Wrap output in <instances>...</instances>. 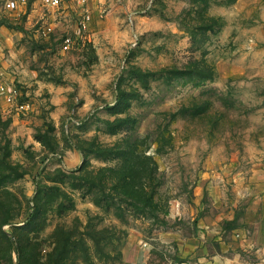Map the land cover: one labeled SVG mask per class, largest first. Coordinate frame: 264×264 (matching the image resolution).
<instances>
[{
  "label": "rangeland",
  "instance_id": "rangeland-1",
  "mask_svg": "<svg viewBox=\"0 0 264 264\" xmlns=\"http://www.w3.org/2000/svg\"><path fill=\"white\" fill-rule=\"evenodd\" d=\"M4 1L0 264H264V0Z\"/></svg>",
  "mask_w": 264,
  "mask_h": 264
},
{
  "label": "built area",
  "instance_id": "built-area-1",
  "mask_svg": "<svg viewBox=\"0 0 264 264\" xmlns=\"http://www.w3.org/2000/svg\"><path fill=\"white\" fill-rule=\"evenodd\" d=\"M72 2H75L76 0H71ZM40 4L48 9V10H58L60 8H68V5L70 4V0H40ZM3 8L7 12H15L20 9V2L19 0H5L3 3ZM1 17V16H0ZM90 20L89 16H83V20H81V23L84 27L88 24ZM2 39V31L0 29V40ZM1 61H0V96L7 97V100L9 102L13 101V96L11 94V90L9 89V86L5 82V78L2 73L1 69Z\"/></svg>",
  "mask_w": 264,
  "mask_h": 264
},
{
  "label": "crops",
  "instance_id": "crops-1",
  "mask_svg": "<svg viewBox=\"0 0 264 264\" xmlns=\"http://www.w3.org/2000/svg\"><path fill=\"white\" fill-rule=\"evenodd\" d=\"M194 256L197 257V254L194 253V255H193L192 257H194ZM198 259H199L200 261H201V260H202V261L204 260V259H202V257H199ZM222 263H224V262H222Z\"/></svg>",
  "mask_w": 264,
  "mask_h": 264
}]
</instances>
